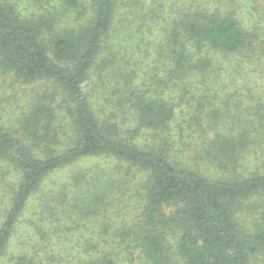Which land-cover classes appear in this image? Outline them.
<instances>
[{"label": "trees", "instance_id": "1", "mask_svg": "<svg viewBox=\"0 0 264 264\" xmlns=\"http://www.w3.org/2000/svg\"><path fill=\"white\" fill-rule=\"evenodd\" d=\"M162 4L0 0V183L7 172L3 164L17 176L7 187L5 205L0 203V258L42 181L75 161L102 156L120 165L118 176L97 173L87 180L92 205L83 207L84 216L97 212L109 194H120L134 212L132 220L122 218L115 239L101 235V252L93 247L78 259L79 254L73 260L52 254L46 263L19 258L14 264H264V170H238L247 127L239 135L215 133L202 143L206 149H198V158L221 171L216 179L176 162L173 136L182 139L183 128L170 133L176 109L183 105L200 132L213 130L199 123L208 84L226 75L264 71V45L232 10L210 12L189 2L188 7L171 6L164 17ZM154 32L159 37L155 47L148 40ZM122 41L133 44L132 57L142 55L155 65L149 81L160 99L132 86L138 75L135 67H126L131 58L121 54ZM110 67L124 91H114L118 101L108 95L94 103L93 70H100L102 82ZM17 82L34 86L13 93ZM14 99L17 106L3 107ZM109 107L122 112L123 122L132 113L134 133L143 128L167 136L158 149L138 147L121 135ZM258 112L263 121L264 113ZM216 117L210 111L209 124Z\"/></svg>", "mask_w": 264, "mask_h": 264}, {"label": "rangeland", "instance_id": "2", "mask_svg": "<svg viewBox=\"0 0 264 264\" xmlns=\"http://www.w3.org/2000/svg\"><path fill=\"white\" fill-rule=\"evenodd\" d=\"M142 1L149 3V0ZM158 1H163L161 6L164 17H167L166 12L169 11L171 6L172 8L175 6L188 7L189 2H195V6L199 5L210 12L225 13L232 10L241 24L253 34L255 40L264 45V0ZM69 21L68 19L65 23ZM148 40L155 47L159 37L154 32L152 36L148 37ZM132 45L130 42L125 43L122 41L119 48L121 54L126 52V59L131 58V62L126 67L136 68L138 78L134 79L132 86L137 91L146 93L147 98L160 99V92H156L149 81L154 74L155 65H152V61L148 58H143L142 55L135 54L136 57H132L135 52V50L133 52V48L131 49ZM105 61L108 62V59L106 58ZM110 64L115 65L116 68L119 67V62L112 60ZM99 74L100 70H93L91 78V86L93 87L92 90L90 89L92 101L94 103L97 101L99 103L101 101L104 102V97H108V95L111 101H118L114 91L118 89L124 91L123 82L121 80L119 82V78L114 75L113 77L110 76L111 67L109 72L104 71L102 73V75H107L108 77L103 78L102 82ZM245 74L226 75L217 84H211V86L208 84L207 87H210L211 92L206 93L207 97L204 101L206 107L202 111L199 123L204 126L203 128L208 129L211 126L213 130H206L205 132L201 130V133L200 129L196 128L198 124L190 122L189 113L192 114L191 110H188L189 113L185 112V105L176 109V116L173 119L170 133L174 134L177 132L178 126L183 128L182 139L175 137V135L173 136L177 149L172 158L176 162L192 165L193 168L198 169L207 177L216 179L221 176V171L208 165L203 159L198 158V149L205 148L202 143L211 140L216 135L215 133L227 135L230 131H233V135H239L243 128L247 127L246 144L238 149V170L240 173L264 170V120H259L258 112L262 111L264 113V71L258 70L254 74L250 72ZM3 78V75L0 74V83H2ZM100 83L103 84V87ZM204 84L205 82L202 85ZM32 86L34 85L28 86L17 82L16 85H12L11 90L13 93L22 90L30 92V87ZM2 92L5 93L6 90ZM103 93H106V96H102ZM199 95L204 96L205 94L199 92ZM169 96V92H165L163 95L165 100L169 99ZM1 101L3 103V99ZM13 101L4 104L3 107L17 106L15 104L16 99ZM95 107H98V105L96 104ZM109 110L117 114L112 119V122L119 125L121 135L138 147L158 149L161 145V137L167 136V132L163 135L160 131L143 128L137 129L138 132L134 133L136 124L132 121V113L130 111L123 122L121 121L123 118L122 112L119 113L116 111L117 109H114V111L110 107ZM96 111L98 110L96 109ZM210 111L217 114L216 122L211 124H209ZM246 124L248 126H245ZM179 142L183 143L185 147L180 146L181 143L179 144ZM187 147L189 148L188 150ZM192 151L195 156L190 155ZM119 166L117 162L110 158L97 156L75 161L51 172L27 202L24 214L13 233L8 252H6L7 254L4 257L0 258V264H14L19 258L33 263H46L47 257L52 254H55L54 256L59 259L64 257L73 260L77 254H79L76 257L77 259L85 257L83 255L84 251H91L93 247L95 251L99 249L101 252L105 246L102 244L101 235L106 239H115V234L119 233L123 226L121 223L122 218L123 221H131L134 212L132 209L125 207L124 199L120 194H116L115 197L109 194L103 200V203H98L100 205L97 212L85 217L84 212L86 210L83 207L91 204L92 197L90 196L92 193L90 188L92 187H88L87 180L97 173H105L112 177L118 176L116 172ZM3 167L7 172L4 175L3 182L0 183V203L5 205L6 197L4 195L8 191L7 187L15 181V177L17 179V176L13 172L15 171L14 168L10 169L6 164H3ZM125 203L128 204V202ZM49 264L55 263L52 261Z\"/></svg>", "mask_w": 264, "mask_h": 264}]
</instances>
